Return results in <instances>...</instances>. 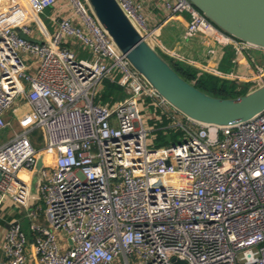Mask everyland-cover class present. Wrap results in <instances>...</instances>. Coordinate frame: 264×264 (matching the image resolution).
<instances>
[{
    "label": "built area",
    "instance_id": "built-area-1",
    "mask_svg": "<svg viewBox=\"0 0 264 264\" xmlns=\"http://www.w3.org/2000/svg\"><path fill=\"white\" fill-rule=\"evenodd\" d=\"M61 1L70 13L53 19L51 34L40 15L57 0H0V131L15 127L0 143V206L35 202L28 212L32 238L11 222L0 264H264V110L226 126L185 117L182 123L116 48L87 2ZM116 2L169 59L185 63L150 27L156 5L166 18L188 15L186 38L217 34L241 59L244 51L264 55L218 30L187 0ZM68 42L90 57L78 58ZM20 54L35 60L33 71ZM252 62L256 88L264 83V64ZM105 79L117 83L123 97L96 104ZM145 100L184 130V142L147 146ZM36 129L43 130L41 148L29 139ZM39 202L47 226L35 221Z\"/></svg>",
    "mask_w": 264,
    "mask_h": 264
},
{
    "label": "water",
    "instance_id": "water-1",
    "mask_svg": "<svg viewBox=\"0 0 264 264\" xmlns=\"http://www.w3.org/2000/svg\"><path fill=\"white\" fill-rule=\"evenodd\" d=\"M85 1L131 67L185 118L199 124L226 126L249 120L264 110V83L235 98L209 95L179 76L167 59L141 36L116 0ZM187 1L224 34L264 50V0ZM40 166L38 160L36 169Z\"/></svg>",
    "mask_w": 264,
    "mask_h": 264
},
{
    "label": "crops",
    "instance_id": "crops-1",
    "mask_svg": "<svg viewBox=\"0 0 264 264\" xmlns=\"http://www.w3.org/2000/svg\"><path fill=\"white\" fill-rule=\"evenodd\" d=\"M46 11H51V17L46 15L45 12L43 14H45V18L50 22L53 30L55 29L53 19L65 17L70 13L69 8L61 0H57L56 4ZM152 17L153 18L150 21V27L158 28L157 40L159 43L168 50L178 54L181 58H183L184 62L194 69L197 74L207 73L217 76L214 74L215 71L222 75L221 77L217 76L219 78L234 81L237 80L243 83L242 88L244 86L248 87L246 92L250 91L254 87V85H252L253 82L251 81L253 78V69L250 66L251 63H253L252 60L254 61L252 54L255 50L244 51L243 58L241 59L239 56L235 55L234 48L231 44H224L220 42L221 37L217 34L208 36L206 33L199 32L193 37L186 38L184 33L189 18L185 13L174 14L169 16V18H166V14L162 8L156 5L152 9ZM40 22L42 26L50 33L48 27L43 23L41 18ZM35 28L37 33L34 34L32 31L33 36L37 40L38 38L43 39V37L40 35L39 29L36 26ZM66 46L73 49L78 58L85 59V57H90V53L78 44L68 42L66 43ZM259 55L263 57L262 64H264V55L261 52H259ZM243 59L249 65L240 63V60ZM242 68L244 70H242ZM103 81L101 82V86H104ZM111 98L112 97L109 99L111 100ZM119 99L120 98H117L113 102H110L109 100V102L106 104H112ZM36 182L37 176H35L34 184L31 189V194L34 197L37 196V189L35 186ZM39 204L40 202L38 205ZM34 206V201L29 202L28 208L17 206L16 204H13L9 201L4 202L0 206V263L3 260L1 242L4 234L8 230L9 224L13 221H18L21 225H23L26 217H29L28 212L31 209L34 210Z\"/></svg>",
    "mask_w": 264,
    "mask_h": 264
},
{
    "label": "rangeland",
    "instance_id": "rangeland-1",
    "mask_svg": "<svg viewBox=\"0 0 264 264\" xmlns=\"http://www.w3.org/2000/svg\"><path fill=\"white\" fill-rule=\"evenodd\" d=\"M45 14L48 16H52L51 11H45ZM45 14H41L40 18L43 20V23L48 27L50 33L52 34L54 30L52 29V26L49 21L45 18ZM29 26L31 27L34 34H36L37 30L35 28V25L30 22ZM39 41H41V38H38ZM253 58L256 64L262 65L263 57L259 55V52L255 50L253 52ZM24 64L29 69V71H33V66L35 65V60L25 54H20ZM86 58V57H85ZM251 67H254V64L251 63ZM242 70H244L242 68ZM264 81V76L262 77ZM253 85V84H252ZM255 85V84H254ZM248 87L244 86L243 88H240V94L245 93L247 91ZM102 95V96H101ZM101 96V101L103 104H106L109 102V96H107V91L104 86H101L99 84L97 88V94H96V101L99 100L98 97ZM96 103V102H94ZM146 106L145 109L142 110V119L144 122V126L147 129V146L149 148H159V147H168L173 144H179L186 140V134L182 128L174 126V121L168 118L166 115L162 114L160 109H155L154 107L147 105L149 103L145 100ZM97 104V103H96ZM172 109V108H171ZM28 110V107L26 105H23L22 111L25 112ZM10 112H8L7 116H9ZM157 116V117H156ZM178 119L185 123V118L182 115L177 114ZM13 129L14 128H6L0 131V143H5L13 136ZM43 130L42 129H36L34 130L30 135L29 139L32 141L33 145L36 148L43 147ZM39 207L41 208L40 212H37L38 218L35 220L37 224H40L41 226H47V223L45 221L44 217V206L42 203L39 204ZM32 210V209H31ZM31 218H27L24 224L21 225L22 231L25 233L28 239H31L30 234V226H31Z\"/></svg>",
    "mask_w": 264,
    "mask_h": 264
},
{
    "label": "trees",
    "instance_id": "trees-1",
    "mask_svg": "<svg viewBox=\"0 0 264 264\" xmlns=\"http://www.w3.org/2000/svg\"><path fill=\"white\" fill-rule=\"evenodd\" d=\"M165 58L180 77L209 95L221 98H235L246 93L240 94L239 91L240 88H242L243 83L237 80L222 79L207 73L197 74L194 69L187 64L167 57ZM103 84L107 91V96H109V98L112 97L111 100L109 99L110 102L123 97V90L119 85L112 83L109 80L103 81ZM101 96L98 97L99 100L97 101L95 98L94 102L97 104H103Z\"/></svg>",
    "mask_w": 264,
    "mask_h": 264
}]
</instances>
